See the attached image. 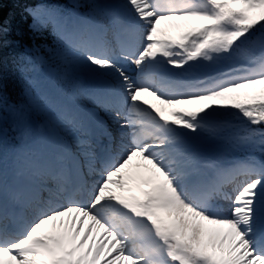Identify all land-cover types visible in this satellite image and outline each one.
I'll return each mask as SVG.
<instances>
[{"label": "snow or ice", "instance_id": "6c2138e0", "mask_svg": "<svg viewBox=\"0 0 264 264\" xmlns=\"http://www.w3.org/2000/svg\"><path fill=\"white\" fill-rule=\"evenodd\" d=\"M71 7L25 8L52 42L19 65L21 101L0 76L22 145L6 161L0 115V264H264V0ZM218 61L237 66L195 77ZM46 63L51 75H33ZM41 127L51 149L29 146ZM218 139L262 158L221 165L197 147Z\"/></svg>", "mask_w": 264, "mask_h": 264}, {"label": "trees", "instance_id": "16d2710c", "mask_svg": "<svg viewBox=\"0 0 264 264\" xmlns=\"http://www.w3.org/2000/svg\"><path fill=\"white\" fill-rule=\"evenodd\" d=\"M30 0H0V25L7 30L0 36V76L8 89L5 91L9 104H14L22 97L26 84L20 75L10 76L6 73L5 66L11 60L9 54L13 51L12 43L23 42L31 44L34 39L29 29V21L25 19L24 8ZM44 37H36L38 44H45ZM6 57V63L4 62Z\"/></svg>", "mask_w": 264, "mask_h": 264}, {"label": "rangeland", "instance_id": "374dc122", "mask_svg": "<svg viewBox=\"0 0 264 264\" xmlns=\"http://www.w3.org/2000/svg\"><path fill=\"white\" fill-rule=\"evenodd\" d=\"M176 23H179V22L162 21V23H161V27H163V26H164V27H167L168 30H169L168 32H169L170 35L178 36L179 33H180L181 31L184 30V27L177 28V27L174 26ZM241 55H244V53H241ZM203 63H205V66H202ZM202 64H201L200 67H206V68H207V67L209 66L210 63H208V62H202ZM154 103H156V102H154ZM158 103H159V102H158ZM158 103H156V104H158ZM134 165H135V164H134ZM134 167H135V166H134ZM141 172H143V171H141Z\"/></svg>", "mask_w": 264, "mask_h": 264}]
</instances>
